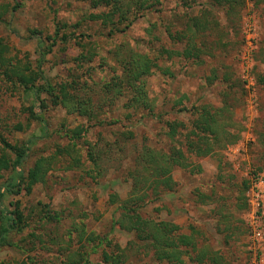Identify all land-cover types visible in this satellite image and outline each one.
<instances>
[{"label":"rangeland","instance_id":"rangeland-1","mask_svg":"<svg viewBox=\"0 0 264 264\" xmlns=\"http://www.w3.org/2000/svg\"><path fill=\"white\" fill-rule=\"evenodd\" d=\"M148 3L128 26L109 32L108 25L88 18L105 9L92 8L87 0H0V153L13 159L21 152L17 169L24 175L38 158L53 157L43 181L30 190L21 185L17 193L7 191L9 171L0 179V224L2 214L16 205L23 216L0 244V263L64 264L67 249H78L88 252L91 264H104L101 252L118 244L125 253L121 264H168L154 258L148 241L115 223L130 188L132 158L143 145L167 150L174 144L166 135L167 121L187 123L196 107L212 110L225 103L231 120L226 126L238 140L214 155L190 157L188 168H174L172 189L141 213L192 232L198 248L216 252L222 264H264V241L262 254L254 257L243 207L244 182L264 174V0H242L231 10L212 0ZM190 17L204 26L196 30ZM56 30L67 38L53 39ZM189 43L201 48L199 58L164 52H182ZM126 49L156 64L145 78L153 115L133 113L122 100L110 104L99 98L93 103L103 122L98 124L68 113L45 91V81L56 92L60 82L75 80L77 95L96 99L101 83L120 69L114 52ZM16 71L35 76L33 86L20 84ZM125 130L132 131L130 139ZM179 131L182 138L184 130ZM115 139L117 146L106 144ZM80 228L107 237L109 247L95 237L80 242ZM190 254L182 256V264H210Z\"/></svg>","mask_w":264,"mask_h":264},{"label":"trees","instance_id":"trees-1","mask_svg":"<svg viewBox=\"0 0 264 264\" xmlns=\"http://www.w3.org/2000/svg\"><path fill=\"white\" fill-rule=\"evenodd\" d=\"M92 8L102 7L101 10L95 13H89L88 18L94 21H100L104 25H108L109 32L115 30H122L133 18H136V11L150 5L148 0H87ZM195 0H181L182 4L188 5ZM218 5H226L228 9H233L237 5L240 7L242 0H212ZM146 3V4H145ZM139 9V10H138ZM132 17H131V16ZM193 27L200 29L204 23L199 21L197 17H190ZM122 26V27H121ZM121 27V28H120ZM192 31L191 26L188 27ZM65 40L67 35L59 31H55L53 39ZM55 43V40H53ZM201 48L194 44L189 43L183 51L164 49V52L170 55H180L185 58L193 57L199 58ZM121 53V54H120ZM116 60L120 64L119 71L112 73L107 81L101 83L97 93L96 99L91 96L82 97L77 95L74 91L77 90L75 80L69 82H60L52 86L49 82H44V89L50 93L53 102L62 106L68 113H79L88 119H94L96 123H103L97 120L95 109L93 107L94 101L103 99V103H114L123 101L126 109H132L133 113L146 111L147 115H153L151 110V100L147 94L145 78L149 76L156 64L145 54L135 52L131 49L123 51H116ZM84 54H82V57ZM2 60V56H0ZM36 73V72H34ZM15 75L20 84L25 87H32L35 76H24L19 71ZM32 75V74H31ZM35 75L40 77L37 72ZM29 84V86H27ZM40 90H34L33 94L37 97ZM106 100V101H105ZM116 103V102H115ZM101 104H97L100 107ZM228 105L223 103L221 108H211L202 104L195 108L192 113V118L185 123L184 121H167L166 135L172 141L171 146L167 150L155 149L151 146L143 145L137 149L132 158L133 167L129 168L128 175L130 179V188L127 197L120 201L117 209L120 216L116 219L115 223L120 228L126 231H133L136 238L139 240L148 241L150 249L154 258L157 261H166L168 264H182L184 254L190 255L195 252V259L201 262L206 257L210 264H222L216 255V252L210 251V255L206 254L208 251L202 247L198 248L197 240L192 232H180V226L172 221L155 220L148 218L141 213L148 203L157 200L161 193L172 189L174 185L171 172L174 168H188L190 166L189 158L211 156L218 153L222 148L228 144L235 143L239 135L232 133L227 127L231 120L228 115ZM128 116V114H127ZM227 125V126H226ZM179 130L182 132V138L178 136ZM77 131V130H76ZM74 132L73 135H76ZM178 133V134H177ZM125 139H130L132 131L125 130ZM119 139L114 141H107L108 146H117ZM3 146L6 149L10 148V144L3 140ZM3 148V149H4ZM91 160L96 164L95 158L89 152ZM22 163V153H16L13 159H10L8 154L3 151L0 153V179L3 178L5 172H11V176L6 180V190L11 193H17L24 185L27 190L43 181L45 174L51 168L53 163L52 156H43L38 158L34 165L28 170L26 175L20 172L17 167ZM197 170L200 167L196 165ZM248 187L247 182H244V189ZM14 188L15 191L13 190ZM18 189V190H17ZM17 190V192H16ZM4 192H0V199ZM117 200V195H110L111 203ZM243 207H247L244 197ZM50 217V216H48ZM56 218L55 215L51 218ZM0 224V244L7 241V235L12 231L18 223L22 221V213L18 206H14L12 210L6 211L2 214ZM20 229V228H19ZM79 241L81 242L84 237L87 241H92L94 235L85 234L84 229L80 228ZM98 243L106 242L109 247L110 240L106 237H95ZM110 250H103L101 252V261L104 264H121L125 260L124 249L118 244H112ZM90 251H96V244L92 245ZM199 249V250H198ZM206 252V253H205ZM66 260L64 264H91L87 251L69 250L66 251ZM205 261V260H204ZM0 264H5L1 262Z\"/></svg>","mask_w":264,"mask_h":264},{"label":"built area","instance_id":"built-area-1","mask_svg":"<svg viewBox=\"0 0 264 264\" xmlns=\"http://www.w3.org/2000/svg\"><path fill=\"white\" fill-rule=\"evenodd\" d=\"M246 202L248 211L245 213V222L252 240L254 257L260 251L261 243L264 241V174L255 173L252 175L249 186L246 190ZM261 260V258H259Z\"/></svg>","mask_w":264,"mask_h":264},{"label":"crops","instance_id":"crops-1","mask_svg":"<svg viewBox=\"0 0 264 264\" xmlns=\"http://www.w3.org/2000/svg\"><path fill=\"white\" fill-rule=\"evenodd\" d=\"M250 181V180H249ZM249 181H247V184H248V182ZM245 192H246V189H245ZM245 195V194H244ZM245 197V196H244ZM245 200H246V197H245ZM247 203V202H246ZM247 207H248V205H247ZM245 211H248V209L246 208V210ZM244 216L246 217V214H244ZM245 219V218H244ZM166 221H170V220H166ZM173 222V221H172ZM249 237V236H248ZM248 249L250 250V247L248 246Z\"/></svg>","mask_w":264,"mask_h":264}]
</instances>
